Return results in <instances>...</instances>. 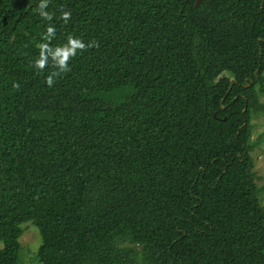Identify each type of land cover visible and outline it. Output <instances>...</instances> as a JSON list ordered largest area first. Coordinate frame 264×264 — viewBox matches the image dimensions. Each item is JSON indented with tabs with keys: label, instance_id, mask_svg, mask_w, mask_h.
Wrapping results in <instances>:
<instances>
[{
	"label": "trees",
	"instance_id": "16d2710c",
	"mask_svg": "<svg viewBox=\"0 0 264 264\" xmlns=\"http://www.w3.org/2000/svg\"><path fill=\"white\" fill-rule=\"evenodd\" d=\"M38 3L0 0V264L26 222L40 264H264V0ZM49 23L98 44L51 88Z\"/></svg>",
	"mask_w": 264,
	"mask_h": 264
},
{
	"label": "clouds",
	"instance_id": "9594fccd",
	"mask_svg": "<svg viewBox=\"0 0 264 264\" xmlns=\"http://www.w3.org/2000/svg\"><path fill=\"white\" fill-rule=\"evenodd\" d=\"M50 0H39L36 12L38 16L44 20L51 22L54 14L47 11ZM71 11L60 10L59 19L67 24L71 19ZM56 36V28L51 23L46 27V31L42 33V40L46 43L39 44V56L34 60L31 65L34 69L43 72L46 68L51 67L52 71L46 76L45 84L51 88L56 79L62 73L70 71L69 62L76 57L77 53H83L93 47H98L95 41L85 44L82 39L68 35L66 42L62 45L51 46V41Z\"/></svg>",
	"mask_w": 264,
	"mask_h": 264
},
{
	"label": "rangeland",
	"instance_id": "374dc122",
	"mask_svg": "<svg viewBox=\"0 0 264 264\" xmlns=\"http://www.w3.org/2000/svg\"><path fill=\"white\" fill-rule=\"evenodd\" d=\"M259 100L264 102V95H260ZM252 124V139L255 141L259 139L260 135H264V116L254 117ZM258 144V147L252 153V158L254 171L259 177L258 186L261 189L258 199L264 206V137L260 139ZM21 230L22 232L18 239L20 251L16 264H40L36 258V252L40 245V235L37 227L31 222H26L21 225Z\"/></svg>",
	"mask_w": 264,
	"mask_h": 264
},
{
	"label": "water",
	"instance_id": "95a60500",
	"mask_svg": "<svg viewBox=\"0 0 264 264\" xmlns=\"http://www.w3.org/2000/svg\"><path fill=\"white\" fill-rule=\"evenodd\" d=\"M201 0H195V7H198L200 5Z\"/></svg>",
	"mask_w": 264,
	"mask_h": 264
}]
</instances>
